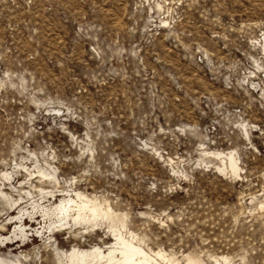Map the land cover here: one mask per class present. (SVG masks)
<instances>
[{"label":"rangeland","instance_id":"1","mask_svg":"<svg viewBox=\"0 0 264 264\" xmlns=\"http://www.w3.org/2000/svg\"><path fill=\"white\" fill-rule=\"evenodd\" d=\"M262 33L264 0H0V235L81 191L162 264H264ZM24 220L0 264L114 242Z\"/></svg>","mask_w":264,"mask_h":264},{"label":"bare ground","instance_id":"2","mask_svg":"<svg viewBox=\"0 0 264 264\" xmlns=\"http://www.w3.org/2000/svg\"><path fill=\"white\" fill-rule=\"evenodd\" d=\"M262 34L263 37L260 38V40L263 42L264 48V33ZM217 154L223 155L226 167H230L234 173L238 172L240 168L236 157L231 151L228 153L218 152ZM46 177L50 178V176ZM46 192H48V190ZM0 193H3V191H0ZM45 194L48 195V193ZM60 194L58 193V196ZM73 194H75V196L69 195L68 198H65L66 196L64 198L61 197L62 199H60V202L53 204V206H45L38 202L37 204L35 202V204H32L31 202L33 210H27L28 208L26 210H21L19 211V215L16 217L13 215L11 220L9 219L11 224H16L14 234L10 236L0 235V244H9L13 236L23 239V237L28 235L31 229L29 230V228H26L27 222L24 218L39 220V230L37 229L33 234L36 237H44L47 233H49L48 235H51L50 232L54 231L58 223H60L61 226H64V228H69L73 226L71 221H74V224L78 225L76 228H85L86 224L101 223L105 220L108 221L111 234L114 237V242L110 238L111 240L108 243L111 244L106 249L100 245L86 248L82 243L79 245L76 244L72 249L64 250L65 252L61 253L59 260L56 262L58 264H162L161 260L167 259V256L164 253L160 251H147L145 248L135 243L132 238H126L121 231V227L125 226L124 221L118 217L117 213L115 214L114 211H112L113 209L110 207H103L101 205L102 203L100 204L97 199L89 198L81 191H76V193ZM44 196H42L43 199L46 197ZM39 217H42V219ZM55 234H58V232L53 233V235ZM19 240H17V242H19ZM74 240L78 239L75 237ZM78 242L80 241L78 240ZM168 260L171 261L172 259L169 258ZM223 262L224 264H229L226 257H223ZM5 264H18V261L14 263L9 261ZM186 264L203 263L199 262L196 258L189 257Z\"/></svg>","mask_w":264,"mask_h":264}]
</instances>
